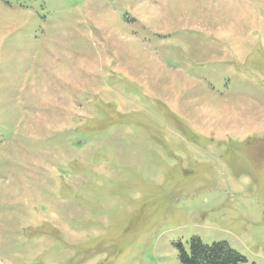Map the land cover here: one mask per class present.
Masks as SVG:
<instances>
[{
    "label": "rangeland",
    "instance_id": "374dc122",
    "mask_svg": "<svg viewBox=\"0 0 264 264\" xmlns=\"http://www.w3.org/2000/svg\"><path fill=\"white\" fill-rule=\"evenodd\" d=\"M264 264V0H0V264Z\"/></svg>",
    "mask_w": 264,
    "mask_h": 264
},
{
    "label": "trees",
    "instance_id": "16d2710c",
    "mask_svg": "<svg viewBox=\"0 0 264 264\" xmlns=\"http://www.w3.org/2000/svg\"><path fill=\"white\" fill-rule=\"evenodd\" d=\"M179 248V262L181 264H244L246 260L239 253L232 250L227 243L218 242L210 246L202 244L198 238L190 242V252L187 253L182 245Z\"/></svg>",
    "mask_w": 264,
    "mask_h": 264
}]
</instances>
